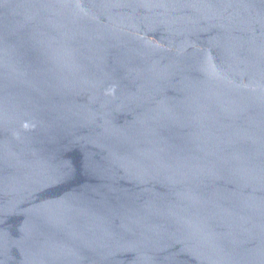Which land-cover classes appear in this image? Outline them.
<instances>
[{"label":"water","instance_id":"1","mask_svg":"<svg viewBox=\"0 0 264 264\" xmlns=\"http://www.w3.org/2000/svg\"><path fill=\"white\" fill-rule=\"evenodd\" d=\"M0 264H264V0H0Z\"/></svg>","mask_w":264,"mask_h":264}]
</instances>
